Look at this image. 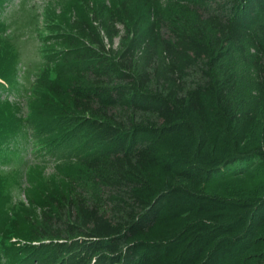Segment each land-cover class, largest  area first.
<instances>
[{"label": "trees", "instance_id": "obj_1", "mask_svg": "<svg viewBox=\"0 0 264 264\" xmlns=\"http://www.w3.org/2000/svg\"><path fill=\"white\" fill-rule=\"evenodd\" d=\"M179 1L192 16L132 37L120 66L90 46L70 54V105L81 115L92 188L53 198L39 224L64 264H264V196L205 191L242 171L221 176L230 164L264 163V125L255 146L246 137L264 104V0ZM78 30L98 42L86 22ZM238 57L255 70L256 103L238 96ZM252 218L260 230L251 236Z\"/></svg>", "mask_w": 264, "mask_h": 264}, {"label": "rangeland", "instance_id": "obj_2", "mask_svg": "<svg viewBox=\"0 0 264 264\" xmlns=\"http://www.w3.org/2000/svg\"><path fill=\"white\" fill-rule=\"evenodd\" d=\"M184 3L0 0V264H64L52 251L56 245L50 242L51 235L40 231L43 210L55 208L51 204L55 197L66 196L70 201L73 194L92 188L82 175V159L90 152L77 123L81 115L70 105L69 86L75 82L78 65L70 54L90 46L119 65L132 37L151 26L156 33H167L166 20L192 16L194 7L182 9ZM110 21L114 29L108 31L105 23ZM83 22L94 28L98 42L91 43L80 34ZM248 52H255L251 45ZM230 60L225 57L227 67ZM235 64L242 76L240 100L256 103L260 92L254 68L242 57ZM259 110L246 135L251 146H255L254 129L264 125V104ZM240 169L210 180L205 191L233 200L261 199L264 163L258 160L250 166L242 160L219 173L225 176ZM252 221L251 236L260 230L258 220Z\"/></svg>", "mask_w": 264, "mask_h": 264}]
</instances>
